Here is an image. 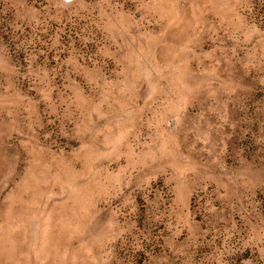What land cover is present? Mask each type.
<instances>
[{"label":"rangeland","instance_id":"374dc122","mask_svg":"<svg viewBox=\"0 0 264 264\" xmlns=\"http://www.w3.org/2000/svg\"><path fill=\"white\" fill-rule=\"evenodd\" d=\"M0 264H264V0H0Z\"/></svg>","mask_w":264,"mask_h":264}]
</instances>
